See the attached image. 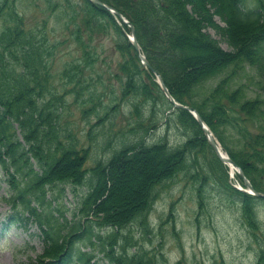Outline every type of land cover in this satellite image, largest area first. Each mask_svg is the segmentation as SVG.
Masks as SVG:
<instances>
[{
    "label": "trees",
    "instance_id": "1",
    "mask_svg": "<svg viewBox=\"0 0 264 264\" xmlns=\"http://www.w3.org/2000/svg\"><path fill=\"white\" fill-rule=\"evenodd\" d=\"M101 1L133 24L141 51L162 75L171 95L199 112L223 150L254 189L264 194V97H249L243 85L233 88L231 84L240 71L250 67L264 95V0ZM53 16L65 20L63 27L82 50L85 66L92 67L98 58L95 36L114 33L123 59L117 74L121 99L139 101L131 107L136 117L130 129L134 138L128 136L107 162L93 168L86 167L89 149L78 148L73 140L66 142L65 135L73 139L72 133L60 134L56 104L61 97L47 98L52 95V69L61 44L52 41L48 31ZM210 28L222 35L232 51L220 46L208 33ZM131 32L109 10L90 0H0V169L9 186L3 200L11 209L2 231L12 224L38 227L43 251L28 264H69L76 255L84 264H94L92 256L76 249L86 236L90 245L96 237L102 251L106 244L111 247L106 253L111 264H157L145 253L130 255L126 246L131 239L121 238L120 233L141 219L147 228L161 187L186 173L200 184L196 186L200 207L208 181L238 201L242 222L259 244L256 264H264L263 224L258 213L264 198L234 186L229 167L194 116L174 109L154 74L143 66L126 35ZM81 67L74 64L64 72L76 86L83 83L78 78ZM215 79L219 80L214 87L201 92ZM158 107L163 108L168 124L186 132L187 141L172 145L167 136L154 143L147 141L157 128ZM89 111L95 108L84 112ZM236 179L246 187L240 174ZM66 185L88 186L74 214L80 216L77 222L63 215L58 218L49 210L64 189L51 197L50 193ZM91 219L100 228L116 231L106 237L96 234ZM116 247L121 250L115 254Z\"/></svg>",
    "mask_w": 264,
    "mask_h": 264
},
{
    "label": "rangeland",
    "instance_id": "2",
    "mask_svg": "<svg viewBox=\"0 0 264 264\" xmlns=\"http://www.w3.org/2000/svg\"><path fill=\"white\" fill-rule=\"evenodd\" d=\"M252 1L246 0L247 3ZM29 12L32 13L33 9L30 8ZM36 16L40 18L42 15ZM63 21L53 16L48 30L51 40L61 44L58 45L52 69V95L47 98L61 97V101L56 104L61 116L59 129L63 132L60 134L72 133L73 139L64 134L66 142L73 140L78 148L89 149L86 167L93 168L98 162H107L128 136L129 140L134 138L130 137V129L135 127L136 117L131 107L133 102L139 101L133 97L121 99V83L117 74H120L119 64L123 59L116 49V35L110 32L96 35L93 47L98 58L92 67L85 66L82 50L64 29ZM217 22L224 26L219 18ZM207 31L225 51H232L220 33L211 28ZM74 64L82 66L78 74L82 86L70 83L64 73L66 67L71 68ZM257 79L255 71L246 67L234 77L231 84L233 88L243 85L249 97H264ZM218 80L208 82L201 92L207 93ZM90 108H95V111L84 112ZM158 108L157 128L150 132L147 141L154 143L165 136L172 145L187 141L186 132L173 123L168 124L163 119V108ZM232 181L238 185L236 177L233 176ZM196 186L198 188L200 184L196 185L186 173H181L162 186L148 215L147 228L142 225L141 219L121 231V238L131 239V243L126 246L127 252L130 255L145 253L157 264H176L179 261L181 264H256L259 244L242 222L238 201L227 197L215 183L208 181L203 187V207H200ZM8 188L0 169V264H28L43 251L42 235L34 224L27 228L12 224L2 231L4 219L11 210L10 205L3 200ZM60 189H64L61 196L54 199L53 208L49 210L54 211L58 218L63 215L68 221L77 222L80 216L75 217L74 214L88 192V186L59 187L50 193V197L57 195ZM258 213L263 224L260 233L263 237L264 201L259 203ZM91 221L96 234L106 237L116 231L98 227L96 219ZM92 241L94 245H90L86 236L76 249L92 256L91 263L111 264L106 255L111 247L106 244V251H102L101 242L96 237ZM119 250L121 247H116L115 254ZM69 264L84 263L76 255Z\"/></svg>",
    "mask_w": 264,
    "mask_h": 264
},
{
    "label": "water",
    "instance_id": "3",
    "mask_svg": "<svg viewBox=\"0 0 264 264\" xmlns=\"http://www.w3.org/2000/svg\"><path fill=\"white\" fill-rule=\"evenodd\" d=\"M90 1L93 2L94 4H97L101 7L109 10L111 13H113L116 16L119 23H121V21H123L132 29V36H129L131 43L133 44L141 62L145 66V68L149 69L157 77V82L159 83L161 90L163 91L165 96L168 98V100L171 102V104L175 108H180V109H184V110L189 111L195 117V119L201 125L203 132L207 136L209 143L211 144V146L213 147V149L217 153L218 157L222 160V162L224 164H226L230 167L236 168L238 170L239 174L242 176V178L246 184L247 189H241V190L244 192L250 193L256 197L264 198L263 193L258 192L257 190L254 189L253 185L251 184L249 179L246 177V175L244 174L242 169L239 166H237V164L227 154L223 153L222 146H221L220 142L217 140V138L215 137L213 132L210 130V128L204 122V120L201 117V115L199 114V112L195 108H193L192 106L183 105L181 103H178L175 100V98L171 95L167 85L165 84V81H164L162 75L157 70H155V68L151 65V63L147 60V58L142 54L139 43L137 41V37H136V33H135V29H134L133 25L129 21L125 20L123 15L118 10H116V9L112 8L111 6L105 4L101 0H90Z\"/></svg>",
    "mask_w": 264,
    "mask_h": 264
}]
</instances>
